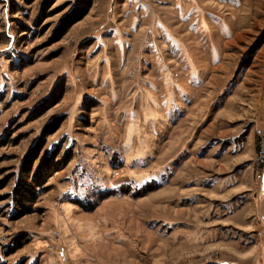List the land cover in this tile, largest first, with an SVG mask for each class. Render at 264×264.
<instances>
[{
  "label": "rangeland",
  "instance_id": "1",
  "mask_svg": "<svg viewBox=\"0 0 264 264\" xmlns=\"http://www.w3.org/2000/svg\"><path fill=\"white\" fill-rule=\"evenodd\" d=\"M79 3L0 0V264H264V0Z\"/></svg>",
  "mask_w": 264,
  "mask_h": 264
},
{
  "label": "crops",
  "instance_id": "2",
  "mask_svg": "<svg viewBox=\"0 0 264 264\" xmlns=\"http://www.w3.org/2000/svg\"><path fill=\"white\" fill-rule=\"evenodd\" d=\"M195 71V72H194ZM198 70L194 69L192 70V76L198 77ZM164 84L166 85V88L168 87L169 93H167L168 98L166 100H162L157 96V92L164 91V87L159 88L157 85L151 84V87L155 89L156 92H152L148 90V92H145L144 97V112L143 117L145 120L151 122L157 119H164L162 120V124L167 128L171 126V124H174L176 120L178 119L179 115L182 112L183 108V97L186 96V88L181 83H175L174 79L171 78L170 74H166V78L164 81ZM175 89L177 90L175 94ZM167 97V96H166ZM136 113L133 110L131 112V117L133 118V122L135 121ZM134 128H129L131 130V136L134 134V132H137V126L134 124L132 125ZM130 136V138H131Z\"/></svg>",
  "mask_w": 264,
  "mask_h": 264
},
{
  "label": "trees",
  "instance_id": "3",
  "mask_svg": "<svg viewBox=\"0 0 264 264\" xmlns=\"http://www.w3.org/2000/svg\"><path fill=\"white\" fill-rule=\"evenodd\" d=\"M81 3H79L75 8H73L68 14H66L59 24L58 28L55 30V37H61L63 36L67 30L72 26L74 23H76L79 19L84 17L86 13L89 10V7L91 5V0H78ZM58 121V125H59ZM52 130H46V133H50ZM29 162V157H27L26 163ZM57 164V162L55 163ZM64 165L58 164V168H62ZM43 166L40 168V171L35 174L33 177V180L31 183L28 182H19L13 192V198L15 201H17L19 204L24 205L26 202H35L39 196L41 186L45 183L44 179L46 176H44V173H42ZM25 171H28L26 169ZM28 211H26L27 213ZM23 246V243L21 241L16 243V249H19Z\"/></svg>",
  "mask_w": 264,
  "mask_h": 264
}]
</instances>
